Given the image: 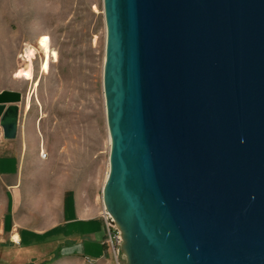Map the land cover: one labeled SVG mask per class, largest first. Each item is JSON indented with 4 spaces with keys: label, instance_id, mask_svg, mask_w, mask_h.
Listing matches in <instances>:
<instances>
[{
    "label": "water",
    "instance_id": "obj_1",
    "mask_svg": "<svg viewBox=\"0 0 264 264\" xmlns=\"http://www.w3.org/2000/svg\"><path fill=\"white\" fill-rule=\"evenodd\" d=\"M104 209L126 264H264V0H102ZM19 92L0 91L17 134Z\"/></svg>",
    "mask_w": 264,
    "mask_h": 264
},
{
    "label": "rangeland",
    "instance_id": "obj_2",
    "mask_svg": "<svg viewBox=\"0 0 264 264\" xmlns=\"http://www.w3.org/2000/svg\"><path fill=\"white\" fill-rule=\"evenodd\" d=\"M105 36L102 0H0V91L21 95L16 142L7 152L16 155L21 175L14 229L41 236L38 245H0V264H126L104 237L99 260L101 248L82 255L46 242L47 230L61 221L64 196L103 209L110 151ZM45 37L56 53L47 62Z\"/></svg>",
    "mask_w": 264,
    "mask_h": 264
},
{
    "label": "crops",
    "instance_id": "obj_3",
    "mask_svg": "<svg viewBox=\"0 0 264 264\" xmlns=\"http://www.w3.org/2000/svg\"><path fill=\"white\" fill-rule=\"evenodd\" d=\"M15 138L0 143V245H20L21 239L25 245H38V238H41L39 233L14 229L21 175L16 155L7 152L14 146ZM101 211L97 203H86L71 194L64 196L61 202V221L47 230L46 242L49 240L52 245L56 243L62 245L63 250H73L82 255L86 250L96 255L101 248L103 254L96 258L101 259L105 254Z\"/></svg>",
    "mask_w": 264,
    "mask_h": 264
},
{
    "label": "built area",
    "instance_id": "obj_4",
    "mask_svg": "<svg viewBox=\"0 0 264 264\" xmlns=\"http://www.w3.org/2000/svg\"><path fill=\"white\" fill-rule=\"evenodd\" d=\"M100 218L104 229V244L111 250L113 256L116 258L120 252L122 243L120 231L117 229L113 219L104 208L101 211ZM89 261H91V259H89Z\"/></svg>",
    "mask_w": 264,
    "mask_h": 264
},
{
    "label": "bare ground",
    "instance_id": "obj_5",
    "mask_svg": "<svg viewBox=\"0 0 264 264\" xmlns=\"http://www.w3.org/2000/svg\"><path fill=\"white\" fill-rule=\"evenodd\" d=\"M42 51H43V53H44V55H45V61L47 62V61H49V57L50 56H52V57H54V58H56V53L54 52V51H50V49H49V39L48 38H43V40H42ZM108 175V174H107ZM107 175H106V178H105V181H106V179H107ZM105 181H104V183H105ZM104 185V184H103ZM104 208V207H103ZM15 239L17 238V237H14Z\"/></svg>",
    "mask_w": 264,
    "mask_h": 264
}]
</instances>
